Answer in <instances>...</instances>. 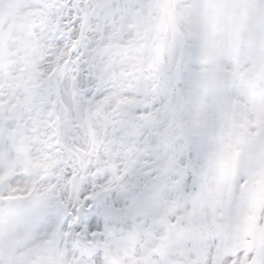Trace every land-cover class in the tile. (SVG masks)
Here are the masks:
<instances>
[{
	"label": "snow or ice",
	"instance_id": "obj_1",
	"mask_svg": "<svg viewBox=\"0 0 264 264\" xmlns=\"http://www.w3.org/2000/svg\"><path fill=\"white\" fill-rule=\"evenodd\" d=\"M0 264H264V0H0Z\"/></svg>",
	"mask_w": 264,
	"mask_h": 264
}]
</instances>
